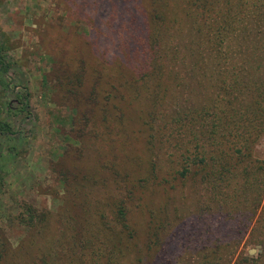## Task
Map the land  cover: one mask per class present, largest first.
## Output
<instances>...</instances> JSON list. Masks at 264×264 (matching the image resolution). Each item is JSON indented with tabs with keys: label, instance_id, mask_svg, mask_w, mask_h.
<instances>
[{
	"label": "trees",
	"instance_id": "1",
	"mask_svg": "<svg viewBox=\"0 0 264 264\" xmlns=\"http://www.w3.org/2000/svg\"><path fill=\"white\" fill-rule=\"evenodd\" d=\"M64 1L71 5L70 19L79 25L82 40L76 67L67 68L65 92L78 103L70 110L73 123L79 122L69 138L79 142L92 133L103 138L114 131L119 136L122 130L131 142L124 161L129 170L108 164L127 195L113 204L112 246L98 253L100 264H117L125 251L135 264H165L159 262L160 235L169 208L164 200H146V193L154 200V194L168 193L176 183L198 179L208 195L199 210L205 231L195 229L187 246L198 251V264H219L223 231H208L209 214L223 221V195L231 184L241 196L260 187L258 176L249 177L259 162L253 152L264 131V80L255 76L252 64L262 62L264 53V44H256L259 35L264 42V0ZM101 20L102 30L95 25ZM102 35L108 47L101 61L121 62L104 88L96 77L100 68L89 69L87 63ZM0 68L8 73L1 54ZM12 134L0 122V138ZM258 168L263 176L264 164ZM73 177L90 181L82 174ZM131 206L142 215V224L130 220Z\"/></svg>",
	"mask_w": 264,
	"mask_h": 264
},
{
	"label": "rangeland",
	"instance_id": "2",
	"mask_svg": "<svg viewBox=\"0 0 264 264\" xmlns=\"http://www.w3.org/2000/svg\"><path fill=\"white\" fill-rule=\"evenodd\" d=\"M66 2L0 0V54L9 68L8 73L0 68V122L13 133L0 138V264H100L98 253L112 246L113 204L127 195L108 167L115 163L123 171L130 169L124 161L131 142L122 130L119 136L114 131L103 138L92 133L79 142L69 138L79 122L73 123L70 110L78 103L65 92L67 68L73 72L76 67L82 40ZM95 25L102 30L104 21ZM260 36L256 44H264ZM107 47L102 35L95 41V55L87 59L89 69L100 68L96 77L103 88L121 63L119 58L114 64L101 61ZM260 59L251 63L257 65L255 76L264 80V53ZM253 156L259 162L249 178L258 176L260 187L241 196L231 184L223 195V221L209 214L208 231H223L219 264H264V175H258L264 164V131ZM76 174L90 181L77 182ZM146 196L154 204L164 200L169 208L159 262L198 264L199 253L186 240L195 229L205 231L199 210L206 206V187L198 179L176 183L168 193L154 194V200L148 192ZM128 210L130 220L142 224L138 209ZM117 257V264H135L128 251Z\"/></svg>",
	"mask_w": 264,
	"mask_h": 264
}]
</instances>
